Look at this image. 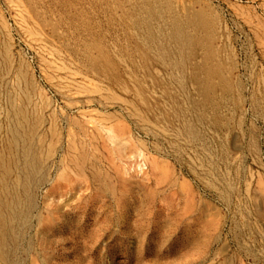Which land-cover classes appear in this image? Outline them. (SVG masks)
Returning a JSON list of instances; mask_svg holds the SVG:
<instances>
[{
	"label": "rangeland",
	"instance_id": "rangeland-1",
	"mask_svg": "<svg viewBox=\"0 0 264 264\" xmlns=\"http://www.w3.org/2000/svg\"><path fill=\"white\" fill-rule=\"evenodd\" d=\"M25 1L105 92L0 0V264H264V0Z\"/></svg>",
	"mask_w": 264,
	"mask_h": 264
},
{
	"label": "bare ground",
	"instance_id": "bare-ground-1",
	"mask_svg": "<svg viewBox=\"0 0 264 264\" xmlns=\"http://www.w3.org/2000/svg\"><path fill=\"white\" fill-rule=\"evenodd\" d=\"M7 2L14 13L15 24L25 44L39 57L47 78L53 86L71 98L105 92L103 88H99L100 85L92 77L81 71L75 58L64 49L63 42L45 30L29 7L30 4L28 5L25 0H7ZM176 32L179 35L178 39L182 40V29ZM170 40L173 41L174 38Z\"/></svg>",
	"mask_w": 264,
	"mask_h": 264
}]
</instances>
